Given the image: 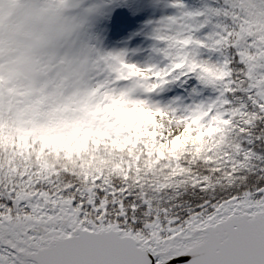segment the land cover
<instances>
[{"label":"snow or ice","instance_id":"obj_1","mask_svg":"<svg viewBox=\"0 0 264 264\" xmlns=\"http://www.w3.org/2000/svg\"><path fill=\"white\" fill-rule=\"evenodd\" d=\"M6 2L16 0H0V85L21 68L77 79L84 20L67 15L77 0H24L46 13L29 40L6 19ZM166 20L187 29L199 56L221 58L208 103L227 125V147L159 178L77 175L0 149V264H264V0ZM205 27L203 39L193 35ZM189 74L202 80L186 70L169 81Z\"/></svg>","mask_w":264,"mask_h":264},{"label":"trees","instance_id":"obj_2","mask_svg":"<svg viewBox=\"0 0 264 264\" xmlns=\"http://www.w3.org/2000/svg\"><path fill=\"white\" fill-rule=\"evenodd\" d=\"M104 1H111L121 8L128 9L127 12L115 16L118 20H121L122 16H134L144 3H149L155 10L162 12L164 22L161 23L158 35L160 37L158 40L160 47L157 50L159 58L166 61L169 70L187 69L198 72L202 77L199 82L195 74L181 75L175 79L176 81L169 83L177 91L184 90L182 100L188 102L189 109H192V119L174 134L171 132L173 122L168 117L146 111L139 105L125 107L123 101L127 100V95L125 93L117 95L106 86L105 82H102L103 88L97 96L90 95L91 97L82 99L87 111V116L84 115V118L75 112V107L71 104L70 106L64 104L65 110L59 111L57 109L63 106L55 104L45 107L40 113V123H43L44 118L45 120L49 118L48 114H54L58 120L65 115L66 125L60 134L55 130L45 134L43 126L38 128L42 130L41 132H36L40 135L41 144L46 145L47 151H50L48 155L53 165L75 171L77 175L126 174L131 170L133 173L151 172L159 178L165 175L170 176L171 174L166 173L165 170L177 161L187 160L189 164H192L207 157L209 151L205 146L209 140H215L220 148L221 140L230 136L225 131L226 123L219 114H212L213 106L208 101L215 98L212 82L216 80L215 73L218 70L216 62L221 58L217 54L206 51L199 56L196 45L191 42L192 36L187 34V29L181 28L178 24L168 23L166 18L178 17L181 11L197 13L205 12L209 7L219 8L223 5V0H178L184 6L183 9L173 7L171 0H136V3L140 4L135 7L134 13L130 11L133 8L130 6L132 0ZM18 10L21 13L31 12L25 5L19 6ZM130 19L134 20V18ZM209 32L210 28L205 27L193 35L203 39ZM185 39H188L190 43L183 44ZM95 58L97 59V53ZM102 58L99 75L105 67V62L107 64L104 55ZM107 66L106 81L112 79L115 73H122L118 79L129 74L130 67L127 65L120 63L113 66L108 63ZM67 89L73 98L77 90L73 86L69 88L64 86L63 90ZM2 120L5 122V124L2 123V132L6 135V140L2 141V144L8 146L7 138L10 140L11 136V139H17V127L11 124L12 121L7 113H2ZM29 126L26 127L27 130ZM34 141L32 139L30 143Z\"/></svg>","mask_w":264,"mask_h":264},{"label":"rangeland","instance_id":"obj_3","mask_svg":"<svg viewBox=\"0 0 264 264\" xmlns=\"http://www.w3.org/2000/svg\"><path fill=\"white\" fill-rule=\"evenodd\" d=\"M177 0H171L173 5ZM79 7L68 12L67 15H76L84 20V26L81 30V40L85 42L84 59L81 61L78 78L72 80L67 77L56 79L48 77L36 71H28L21 68L17 75L9 79L7 75L3 81L2 93H0V149L9 154H19L28 159L35 157L34 163H39L44 168L56 167L50 159L46 145L40 142L41 132L39 126H45L44 133L53 132L60 134L66 125L65 115L58 120L54 114H48L49 118L43 123L39 122L40 113L46 107L55 104L63 106L64 104L75 107V112L84 118L87 111L84 108L82 99L98 95L102 90V82L115 91L117 95L125 93L126 99L123 101L125 107L130 105H139L146 111L154 112L168 117L172 122V133L182 129L192 119L193 111L189 109L188 102L182 100L184 90L177 91L172 84L168 83L163 88L151 91L150 82L140 81L130 74L124 75L118 79L122 73H115L112 79L105 80L108 74V66L119 65L123 59L124 65L132 68L133 66L157 65L168 71L166 61L159 58L157 50L159 49L157 37L161 28L163 19L162 12L155 10L151 4L144 3L137 12H133L140 3L132 0L130 11L134 16H122L121 20L115 18L127 12L128 9L121 8L111 1L104 0H77ZM24 4V0H16L15 3L4 4L6 19L16 23L21 30V35L25 40L41 32L45 28L43 19L46 13L40 11V5L25 6L31 12L21 13L19 6ZM27 11V10H26ZM163 11V8H162ZM130 18H134L131 20ZM94 40L92 41V39ZM97 53V59L95 58ZM102 55L107 59L102 73L99 75ZM208 61V60H207ZM122 64V63H121ZM118 68V67H117ZM176 81V80H174ZM64 86H73L77 91L71 98L68 89ZM61 88V89H60ZM55 97V99H53ZM108 100L110 101L109 97ZM73 101V102H70ZM65 110V106L57 109ZM190 110V111H189ZM2 113H7L12 121V125L17 127V139L7 138L8 146L2 144L6 140V135L2 132ZM145 116L147 114H144ZM29 124H31L29 126ZM138 125V124H137ZM29 126L28 130L26 127ZM35 141L31 144L30 141ZM231 137L223 138L220 142V148L215 140H209L205 146L209 152L219 153L222 147H227ZM11 142V150L10 149ZM42 145V146H41ZM51 155V154H50ZM95 164L93 161H89Z\"/></svg>","mask_w":264,"mask_h":264},{"label":"clouds","instance_id":"obj_4","mask_svg":"<svg viewBox=\"0 0 264 264\" xmlns=\"http://www.w3.org/2000/svg\"><path fill=\"white\" fill-rule=\"evenodd\" d=\"M121 63L123 64L125 61L122 59ZM186 70L187 69L172 68L168 71H164L163 68H159L157 65L152 64L148 66H133L129 69V74L134 78H138L140 81L150 82L149 88L154 92L156 89L163 88L170 83L169 77L172 76L173 72Z\"/></svg>","mask_w":264,"mask_h":264}]
</instances>
